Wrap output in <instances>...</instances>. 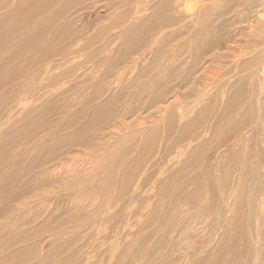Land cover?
<instances>
[{
    "label": "rangeland",
    "instance_id": "rangeland-1",
    "mask_svg": "<svg viewBox=\"0 0 264 264\" xmlns=\"http://www.w3.org/2000/svg\"><path fill=\"white\" fill-rule=\"evenodd\" d=\"M19 1L1 0L0 18L2 15L11 17L13 12L19 7ZM72 1L28 0L24 6V11L23 9L16 11L17 22L15 24H19V13L22 11L25 13L27 6H30V21L28 23L23 22L22 26L24 27H20L16 32H9L8 38L4 40L6 41L7 39V43L4 46H0L1 74L5 62L13 58L16 47L24 36L31 32L39 23L48 24L46 26L48 32L46 31L47 33L44 36L46 38H43L42 46L40 45L36 52V57L38 53L43 55V57L44 55L45 57L47 56L46 61L44 60V62L34 65V56H29L27 60L31 61L32 68L28 71L26 77L12 84H7L5 87L3 86L4 88H0V143L6 141L9 135L19 132L22 127H32L37 118L46 115L40 121L39 126L31 128L30 132L19 137L9 148L5 147L0 154V191L5 187L11 171L16 167H20V171L16 174V184L11 186V190L21 184H26L23 197L12 201L10 191L6 193L8 200H5V198L0 200V213L4 212L0 215V256L3 258L1 260L6 261L3 262L4 264H15L13 259H11L15 252L33 250L37 252L33 255L32 261L27 264H43L52 252L57 254L62 264H65L69 259H72L71 264H112L111 249L113 248V252L116 250V246L122 237V230L125 227V232L131 236L134 247L132 252L128 248L125 250L120 249L118 254L120 258L117 260V264H141L143 259L138 260L134 255V251L140 249L143 236L145 239L149 237V240L145 243L143 242L141 247L146 254L142 264H146L154 255V252L158 258L154 264H163L167 257H172L175 261L179 259L178 262L180 264H185L191 256V252L195 250L191 245L201 246L205 242L204 239L213 235L216 227V220L212 218L213 221L209 222L212 233L207 236V233L202 230V225H204L203 221L205 222L208 217L206 213V218L198 217L203 216V214H197L198 207L195 208L200 204V206H204L208 203L206 202V197L208 196L206 192H208V185L211 180H214L213 164L220 163L221 160L219 161V159L221 158L224 161L223 165H226L228 161H225V158H232L235 161V158L240 156L243 150L246 149V135L249 132V134L252 133L255 140L252 142V150H256L255 156H257L260 140H258L256 122L245 126V128L243 126L236 135L227 141L224 138V134L227 126L233 123L235 116L225 122L224 128L220 127V133L208 144L209 150L204 160L196 165V169H192V174L189 173L186 178L190 180L193 175H197L204 167L205 172L202 178L204 184H200L202 187L204 186L203 190L207 196L201 200L202 202L199 201L191 206L195 209L187 205H185L187 207H179L185 214L182 217L180 215L178 216L179 218L177 217L173 227H169L168 222L162 223L164 210L161 205L158 208L157 217L149 224L150 227L145 228L138 236H135L136 232H139L142 228L141 223L146 219L147 214L145 212H148L150 216L148 208H141L140 203L146 198L147 194H150V198L148 197L147 199L150 203L158 189L157 185L163 180L162 178L172 175V170L177 169L178 161L172 157L169 158L168 153L171 148L175 147L173 144L180 136V128L183 127L181 123L178 124L179 126L175 132H173L175 128L158 132L152 138L159 145L156 152L151 153V158L145 156L142 160H138L137 155L143 148L146 136L151 129H157L162 126L166 119L165 121H160L157 125L149 124L146 129L134 128L131 134L135 136V139L126 148L128 146L131 148L136 146V148L125 159L124 164L121 162L122 164L115 174L116 179L113 187H109V183L106 181V170L110 163L112 152L117 145L129 137V134L119 133L123 122L141 126L140 123L144 122V119L147 118L145 121L154 120L161 114L167 116L172 112L177 113L178 110H180L182 115L188 114L187 105L189 103L217 98L218 93L225 88V79L234 78L240 74L239 66L245 62L250 64L246 68L247 71L245 73L247 75L246 83L249 85L248 92L242 98V102L243 106L249 107L252 102L251 98L253 100L254 89L261 86L262 80H264V33L260 38L256 37L257 35L255 34V27L261 23L259 30L264 29V0H234L231 6H229V3L226 4V2H222L219 5V0H171L172 8L167 7L166 10L161 11L159 8L156 9V6L164 0H135L133 3H128L126 0H79L70 8ZM34 2L37 4L33 5ZM186 8L188 9L185 12ZM206 8H213L215 12L218 9V16L221 11L224 12L221 17L216 15L217 19L216 16L211 18V21L214 22L212 26L216 34L218 27L222 24H227L228 28L225 29V32L223 31L222 35H219L223 37L221 43L216 47L217 49L210 50L207 52L208 55H204L200 61L199 57L196 62L197 48L194 38L204 22L202 11ZM62 12L65 13L62 15ZM120 12L126 14L128 18L126 17L117 26L106 29L118 17ZM188 13H190V17ZM148 24L151 25V29L149 30L148 26V32L145 30L146 28L141 32L140 46L136 53L122 61V49L126 45L124 36H126L128 30L132 31L137 25L145 26ZM101 28H104V31L100 34V37L95 39L96 41L93 38L92 47L85 49L86 45L90 43L91 37H94L98 30L101 31ZM60 31L61 38L56 45H51L52 39ZM154 59L158 60L157 64L152 69L147 70V66ZM73 60L84 62L80 67L74 66V71L70 75H65L52 88L47 87L57 77L58 69L67 67V63ZM170 60L174 62L173 66L178 65V69L175 72L176 76L165 90L163 99L160 100L161 102L156 103L154 98L156 91L152 87L153 79L162 73L165 65ZM208 71L211 72L212 77H208ZM226 74L228 75L224 76ZM39 75L37 83L27 89L34 77ZM145 84H148V86ZM140 86L145 89L146 93L140 92ZM42 91L44 96L38 101L33 99L39 97L41 93L38 92ZM37 93L38 95H35ZM206 93L207 96L205 97ZM88 96L90 99L85 98ZM118 96H122V98L115 106L113 117L105 121L103 126L100 127L101 129H99L100 131L94 132L89 137L92 141L88 138L86 144L72 145L73 136L89 124L101 106L111 97ZM30 99H33V101H29ZM26 103L28 104L25 106L24 104ZM86 104H88L86 108L89 110L85 109L83 111L81 119L73 129L65 134L63 143L58 145L56 139L59 137V133L65 132V127L70 120L77 116ZM173 107L175 108L173 109ZM218 108V105L212 106L209 110V113H211L207 122H201V125L196 123L192 115L187 128L188 131L195 129L197 132L193 133L192 138L187 143L192 142L193 136L196 137L197 134L207 135L219 110ZM122 116L124 117L122 118ZM242 116V113H239L235 119H240ZM18 117L19 122L23 119L25 121L13 126L14 119ZM251 125L254 127L252 128ZM172 133H174L173 137H171ZM28 135L31 136L27 138ZM130 139L132 138H129L128 141ZM199 142L200 139L197 140V143ZM187 143L183 144L188 145ZM49 146H52L50 150H48ZM179 146L177 145L173 149L174 152H178L181 149V146ZM123 147L119 149L121 150ZM238 152L241 154L239 155ZM48 153L53 161L49 157L50 161L36 170L37 164H42L44 156ZM215 158H218V160H215ZM97 161L98 163H96ZM256 162L258 165L261 162L258 156ZM256 162L254 159L248 162L250 182L252 183L253 181L252 185L254 187L256 183L254 174L260 170L258 167L255 168ZM168 164H170L168 167L170 170L165 172L163 177L160 176L157 173L159 168ZM137 165L140 167L141 177L139 176V181L133 185L132 189H134L135 184L137 186L135 190L132 193L128 191L125 195L122 192H118L122 178L123 180L129 179V170L121 176L122 169L130 167L134 170ZM195 170L196 172H194ZM262 182L263 179L261 177L257 186L253 188L254 192L256 190V203L252 208V218L257 212L256 206L259 204L262 194L261 190H259ZM163 204L169 203L164 201ZM218 204L221 203H217L216 206ZM167 206L170 207L171 205ZM133 213L137 214L132 217ZM54 214L57 219L56 223H59V225L56 224L54 226L55 230L48 233H38V230ZM165 215L163 218H165L164 221L166 222L171 214L166 213ZM62 224H65V226L57 230ZM22 229L23 231H20ZM199 229L200 231H198ZM24 231L30 233V238L33 237V240L24 238L22 241H26L25 243L8 246L6 247L7 249L2 246L7 243L11 235L13 236L18 232L23 233ZM78 235L80 237L77 238ZM114 236H118V238L112 240ZM161 240L163 241V248H158V245L162 242ZM9 248L11 249L8 250ZM221 249L218 251V256L222 254ZM237 249L228 253L223 258L222 264H231V261L237 255L236 264H241L244 256L241 253L239 254V248Z\"/></svg>",
    "mask_w": 264,
    "mask_h": 264
},
{
    "label": "bare ground",
    "instance_id": "bare-ground-1",
    "mask_svg": "<svg viewBox=\"0 0 264 264\" xmlns=\"http://www.w3.org/2000/svg\"><path fill=\"white\" fill-rule=\"evenodd\" d=\"M27 1L28 0H20L19 1V7L16 9V11L21 10V9H23V11H24V6L27 3ZM35 1H40V0H35ZM77 1H79V0H73L71 2L72 6L70 8H72L73 4L76 3ZM134 1L135 0H126V2H128V3H133ZM233 1L234 0H219V5L222 2H226V4L229 3V6H231ZM35 4H37V3L34 2L33 5H35ZM171 4H172L171 0H164L159 5L156 6V9L159 8L160 11L164 10V9L166 10L167 7H171ZM226 4H225V6H227ZM219 5H218V7H219ZM29 9H30V6H27V11L25 13H23V11L21 13H19L20 14L19 21H18L19 24H15L17 22L16 11L13 12V15L11 17H8L7 15H5V16L2 15V17L0 18V43H1L0 46H4L7 43V39H6V41H4V40H5V38H8L9 32H16L20 27L21 28L24 27V26H22L23 22L28 23L30 21ZM187 9L188 8H186L185 12L187 11ZM222 9H225V8H222ZM136 10H137V8H136ZM182 11L184 12V10H182ZM192 11H194V10H192ZM64 13L65 12H62V15ZM217 13H218V9H216V12H215V10H213V8H206V9H203V11H202V15L204 17V22L202 23V25L200 27L201 28L200 31H198L197 35L194 38V40L196 42V48H197V57L195 56L196 57L195 61L199 57H200L199 58V61H200V59L204 55H206L207 52L215 49L222 41L223 36H219V35H222L223 31L225 32V29L228 28V25L225 23L222 24L220 27L217 26L218 31L216 34V31L212 26L214 24V22L211 21V18L215 17L217 15ZM220 13L221 14L219 16L217 15L218 17H221V15L224 14V12H222V11ZM188 14L190 17L191 16L190 13H188ZM180 15H181V13H180ZM184 15H186V14H184ZM217 16H216V19L218 18ZM126 17H127L126 14L120 12L118 17L109 25V27L107 26L106 29H108V28L110 29V28L117 26L122 20L126 19ZM187 17H188V15H187ZM46 21H44V22H46ZM127 21H130V20H127ZM261 24L255 27V32H256L255 34L257 35L256 37H258V38L262 37V35L264 33V29L259 30V27L261 26ZM47 25L39 23L31 32H29L26 36H24V38L17 45L13 58L5 62L3 72L0 74V76H2L0 78V88L3 86L5 87V85H7V84L8 85L12 84V83H14L20 79H24L26 77V75L28 74V71L32 68L31 61L27 60V58L29 56H34V58H35V59H33L34 65L37 63H42V62H44V60L46 61L47 56L45 57V55H44V57H43V55L38 53V55L36 57V52L38 50L37 48L40 47L41 42L43 41V38H46L44 36H45V33L48 32L46 29ZM127 25H128V23H127ZM148 26H149V30H150L151 29L150 24L145 25V26H143V25L138 26L137 25L132 29V31L128 30V32L126 33V36H124L126 45L122 49V57H123L122 61H125L128 58V56L136 53L137 49L140 46V44H139V42L141 40L140 34H141V32H143V30L145 28H146L145 30H147ZM104 28H101V31L98 30L97 33L94 34V37H91L90 43L86 45L85 49H89L92 47L93 38H94V40L98 39L100 37V34L104 31ZM147 32H148V30H147ZM60 33H61V31L57 35H55V37L52 39L51 45H56L57 41L61 38ZM110 33H111V31H110ZM119 35H121V34H119ZM104 36H105V34H104ZM47 54H49V52H47ZM75 55H78V54H75ZM190 59H191V57H190ZM83 62L84 61H81V60H73V61H70L67 63L68 66L67 67L65 66L66 68L60 67L58 69L57 77L55 78L53 83L52 84L50 83L47 87L52 88L59 81H61L65 75H70L74 71L73 70L74 66L80 67V65ZM157 62H158V60L154 59V61L151 62L147 66V70L152 69L154 67V65L157 64ZM173 64H174V62L172 60H170L165 65L164 69L162 70V73L158 74V76H156L153 79L152 87L156 91L155 97H154L156 103H158L161 99H163V96L165 94V90L167 89V87L169 86L171 81L175 79V76H176L175 72L178 69V65L173 66ZM249 65H250L249 62L243 63L241 66H239L240 67V74H238L234 78L225 79L226 80V81H224L225 88L221 92H219V93L217 92L218 93L217 98H211L208 101H201V102L199 101V102H195V103H189V105H187L188 114L186 113L185 115H182L180 113V110H178V111L176 110L177 113L172 112L171 114H168L167 116L161 114V115H158L157 118H155L154 120L145 121V120H147V118H146V119H144V122L140 123L141 126H139V124L136 125V124H129V123L123 122L122 128L119 131V133L122 132L124 134H129V137L127 139L125 138L119 145H117L115 150L112 152V155L110 158L111 160H110V163H109L107 170H106V175H107L106 181L109 183V187H113L114 183H115V179H116L115 174L117 172V169L119 168V166L122 163L124 164V161H126L125 159H127L130 156V154H132L134 152V150L136 148V146L134 148H131L130 146H128L126 148V146L129 145L130 142H132V140L134 141V139H135V136L131 134L134 128L146 129L149 127V124L150 125H153V124L157 125L160 123V121H163V120L165 121V119H166V122L162 126H159V128H157V129H151L149 131L148 135L146 136V139L143 143V148L138 152V155H137V159L142 160V158H144L145 156L146 157L149 156L151 158V156H152L151 153L156 152L159 145L156 144V142H154L152 140V138L158 132H160L161 130H164V131H167L169 129L173 130V128H175L173 131V132H175L177 127L179 126L178 125L179 123H181L183 125V127L180 128L181 132H180V136L178 137V140H175V144H173L175 147L177 145L178 146L180 145L181 149L178 152H176V151L174 152V150H173V149H175V147H174V148H171L170 152L168 153L169 158L172 157L173 159L178 161L177 169L172 170V172H173L172 175L165 176V178H162L163 180L157 185L158 189H157L155 195L152 197L150 203L147 201L150 194H147L146 198L140 203L141 208H145V209L148 208L150 216H149L148 212H145V214H147L146 219L144 222L141 223L142 228L139 232H136L135 236H138L139 233L142 230H144L145 228L150 227L149 224L152 223L154 221V219L157 217V213L159 211L158 208L161 205H162L163 210H164L163 215H162V220H161L162 223L168 222L169 227H173L175 225L177 217L179 215L182 217L185 214V212L183 210H181L179 207L182 208L185 205L191 207V206L197 204V202L203 200L204 197H206L208 195L206 197V199H207L206 202H208V203H206L204 206H200L201 204L199 206H196L195 208L198 207V210L196 211V213L199 215L203 214V216H198V217L206 218L205 213H206V216L208 217L205 222L203 221L204 225H202L203 226L202 230L205 233H207V236H208V234L210 235V233H212L210 230V226H209V222L213 221L212 218H215V220H216L215 221L216 227L214 226L215 230L212 228L214 230L213 235L210 238L208 237V238L204 239L205 242L201 246L197 247L195 245H191V247L195 250L192 249L193 250L191 252L192 254L188 258V260L186 261L185 264H222L223 258L228 253H231L232 250L237 249V248H239V254L241 253L244 256L243 257L244 260L242 259L244 262L242 261L241 264H264V80H262L261 86L254 89L253 100L251 98L252 102L249 105V107L246 108L245 106H243L242 98L248 92L247 90H248L249 84L246 83L247 82L246 81L247 75L245 73L247 71L246 68ZM208 69H209V66H208ZM46 72H47V69H46ZM208 72H209L208 77H212L211 72L210 71H208ZM142 74H144V73H142ZM146 75H147V73H146ZM227 75L228 74H226L224 76H227ZM216 76H217V74H216ZM38 77H40V75L34 77L32 83L27 86V89L31 88L30 86L37 83L36 81H37ZM141 77L144 78L143 76H141ZM209 79H211V78H209ZM146 86H148V84ZM139 90L141 93H143V92L146 93L145 89L143 87L141 88V86H140ZM38 93H41V95H39V97L33 98L36 101H38L42 96H44L43 91L38 92ZM38 93L35 95H38ZM168 94H169V92H168ZM206 96H207V93H206L205 97ZM85 98L90 99L89 96L85 97ZM121 98H122V96H118V97H111L109 100H107V102L101 106L100 110L96 114H94V116H93L92 120L89 122V124H87L85 127H83V129L79 133H77L75 136H73V139L71 140L72 145L74 144V145L78 146L81 144H86L88 141V138L94 132L101 129L100 127L103 126L105 121H107L109 118L113 117V114H114L113 111L115 109V106L118 104V102L120 101ZM33 99H30L29 101H33ZM95 99H97V98H95ZM184 100H185V98H184ZM189 100H188V102H189ZM188 102H187V104H188ZM27 104L28 103H26L24 105L26 106ZM87 105L88 104L85 105V107L80 111V113L77 116L73 117L70 120L69 124L65 127V132L59 133V137H57V139H56L58 145L63 143L62 141H63V137L65 136V134L69 130L73 129L74 126L76 125V123L81 119V117L83 115V111L85 109H87L86 108ZM185 105H186V103H185ZM215 105H218L219 110H218L216 116L214 117L213 123L211 124L207 135L197 134L196 137L193 136L194 139L192 140V142L190 141L189 143H187V141L190 138H192L193 133L197 132V131H195V129H193L192 131L190 129V131H188V128H187L189 121L192 119V115L194 116L196 123H199V124L201 122L206 123L208 116L211 113V112L209 113V110L212 106H215ZM174 108L175 107H173V109ZM239 109L241 112L239 111ZM87 110H89V109H87ZM196 110H198V111L195 113ZM166 111H167V109H166ZM239 113H242L243 116L240 119L239 118L235 119V117H238ZM157 114H159V113H157ZM45 116L46 115H42L40 118H37L35 120V122L33 123L32 127H28V128L22 127L19 130V132L9 135V137L6 141L0 143V154L5 147L9 148V146L11 144L15 143L19 139V137H21L23 134H25L27 132H30L31 128L33 129V127L39 126L40 121L43 120ZM232 116H235L234 120L232 121L233 123L229 124L227 126L226 133L224 134L225 135L224 138L226 139V141L230 140V138L233 137L234 135H236V133L238 131H240V129L243 126L245 128V126H249L250 124L256 122L255 125H257V129H258V133H257L258 140H260L259 146L257 148L258 152H259V153H257L258 154L257 156H258V158H260L261 162L259 163V165L256 162V159H257V156H255L256 150H254V149L252 150V148H253L252 142L255 140L253 138L252 133L249 134L250 133L249 132L246 135V142H245L246 149H244V150L242 149L243 150L242 154L238 152L239 155L240 154L241 155L237 156V158H235V161L232 160V158H227V159L225 158L224 160L225 161L228 160V161L226 162L227 163L226 165L225 164L223 165L222 163H224V161H223V158H221V159H219V161L221 160L220 163L217 162V163L213 164V166H214L213 167L214 168L213 169L214 180H211V183L208 185L209 187H208V192H206L207 193V195H206L205 191L203 190L204 186L202 187V185H201L202 183L204 184V182H203L204 180L202 181V178H203L204 172H205L204 167H202V169L200 170L199 173H197V175H193V177L190 180L186 179V178L189 176V173H191L192 169L194 170L195 166L198 165L200 162H202V160H204V158H205V156L209 150V148H208L209 142L213 141L214 137L218 133H220V127L224 128L225 122H227ZM247 116H249V117L247 118ZM123 117L124 116H122V118ZM183 117H185V118L180 119ZM162 118H164V119H162ZM112 120H114V119H112ZM23 121H25V119H23L20 122H23ZM183 121H184V123H183ZM13 122H14L13 126L20 123L19 117L17 119H14ZM174 124H175V127H174ZM258 125H259V127H258ZM251 127H252V125H251ZM173 135H174V133H172L171 137H173ZM30 136L31 135H28L27 138H29ZM129 138H132V139H130L128 141ZM92 139H93V137H92ZM198 139H200L199 143H197ZM183 143H187L188 145H185ZM200 143H201V146H200ZM88 144H89V142H88ZM189 144H191V145H189ZM122 146H124V147L121 148V150H120L119 148ZM51 147L52 146H49L48 150H50ZM161 147H162V145H161ZM49 157H50V154L49 153L46 154L44 156L42 162H41L42 164H40V165L37 164L38 167H36V170L40 167L45 166L47 164V162H49L50 159H52L51 157L49 159ZM253 159L256 162L254 165L255 168L258 167L260 169L259 171H256L254 174L255 180H256L255 187L257 186V183L260 181V178L262 177V179H263V182L261 183L262 184L261 189L259 188V190H261L262 194H261L260 200L258 202L259 204L257 203L258 204L256 206L257 212H256L254 218H252V216H253L252 215V208L256 203V199H255L256 190H255V192L253 191V188H255V187H254V185H252L253 181H252V183L250 182L251 178H250L249 173H248V162L253 160ZM215 160H218V158H215ZM51 161H53V159ZM96 163H98V161ZM169 166H170V164L163 165L162 167L159 168L157 173H159V175L163 177L164 173L168 172L170 170V168H168ZM207 166H209V165H207ZM174 167H176V166H174ZM121 168H122V166H121ZM128 170L130 172L129 173V179L123 180V178H122V180L120 181V188L118 190V192H122L124 195L128 191H130V193H132L135 190V188L137 187L136 184L140 179L139 176L141 177L139 165H137V167L134 170H132L130 167H127L126 169H122L121 176H123V173L124 174L127 173ZM19 171H20V167H16L11 171V173L7 179V182L5 184V187L0 191V200H2L3 198H5V200H8L9 198H6V196H7L6 193L10 192V191H11L12 201L14 199H18L20 197H23V195L25 194L26 184H21V185L17 186L16 188H14L13 190H11V186L16 184V178L15 177ZM194 172H196V170ZM104 178H105V176H104ZM83 179H85V178H83ZM135 182H136L135 187H134V189H132ZM90 183H92V182H90ZM95 187H97V186H95ZM98 187H100V186H98ZM141 190H142V188H141ZM132 198H133V196H132ZM164 201L169 203V204H163ZM217 203H221V204H218V206H216ZM178 204H180V205L178 206ZM7 205L5 206V209H6ZM167 205H171V206L169 207ZM187 206H185V207H187ZM151 208H152V211H151ZM195 208H192V209H195ZM170 210H171V212H170ZM3 213H0V215ZM166 213H168V214L170 213L171 216L165 222L164 221L165 218H163V216H166L165 215ZM176 213H178V215H176ZM136 214L137 213H133L132 217H133V215H136ZM68 215H71V214H68ZM71 216H69V217H71ZM56 222H57V219L55 218V214H54V216L52 218H50V220L43 227H41L38 230V233H42V232L48 233V232L54 231L55 230L54 226L56 224L59 225V223H56ZM63 226H65V224H62L57 230H59ZM166 226H167V224H166ZM217 229H218V231H217ZM20 231H23V229ZM125 231L126 230L124 227L122 230V237L120 238V241H119L118 245L116 246V250L113 252V248L112 249L110 248L111 254H112V260H113L112 264H117V260L120 258L118 255L120 249L125 250L128 248L130 252L133 251V247H134L133 246V240H131V236L127 235ZM167 231H169V230H167ZM198 231H200V229ZM30 236H31V234L26 233V231H24L23 233L18 232L17 234H14L13 236L11 235L8 238L9 240L7 241V243L3 244L2 246L5 249H7L6 247H8V246H16V244H18V243H25L26 241H22L24 238H28L29 240H31V239L33 240V237L30 238ZM197 236H198V234H197ZM78 237H80V236L78 235L77 238ZM117 238H118V236H114L112 238V240L117 239ZM29 240H27V241H29ZM147 240H149V237L147 239H145V237L143 236L140 249L138 251H134V255L136 256V258H138V260L143 259L141 261V264L144 262V260L146 258L145 251L141 247L143 246V242L145 243V242H147ZM158 246H159L158 248H163V241ZM10 249L11 248H9L8 250H10ZM220 249L222 250V254H220L218 256V251ZM35 252H37V251L31 250V251L15 252L12 255L11 259H13L15 264H27L29 261H32V257L35 254ZM186 256H187V254H186ZM233 256L235 257V255H233ZM50 257H52V258L49 259ZM179 257H181V256H179ZM49 258L46 259V261H44L43 264H62L60 262L61 259L57 257V254L55 252H52L50 254ZM1 259H3V258L0 256V260ZM157 259H158L157 254L154 252V255L150 258V260H148V262L146 264H154V262H156ZM237 260H238V255L235 258H233V260L231 261V264H236ZM71 261H72V259H69L65 264H71L72 263ZM178 261H179V259H178ZM178 261L173 260L172 257L171 258L167 257L164 262H165V264H180ZM3 262H6V261L1 260L0 264H4ZM164 262H163V264H164Z\"/></svg>",
    "mask_w": 264,
    "mask_h": 264
}]
</instances>
